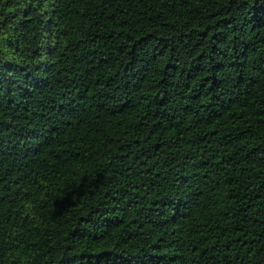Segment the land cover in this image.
<instances>
[{
    "label": "trees",
    "instance_id": "obj_1",
    "mask_svg": "<svg viewBox=\"0 0 264 264\" xmlns=\"http://www.w3.org/2000/svg\"><path fill=\"white\" fill-rule=\"evenodd\" d=\"M0 264H264V0H0Z\"/></svg>",
    "mask_w": 264,
    "mask_h": 264
}]
</instances>
